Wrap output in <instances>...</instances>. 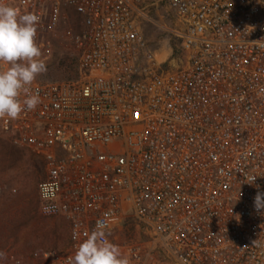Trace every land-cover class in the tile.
I'll return each mask as SVG.
<instances>
[{
  "label": "built area",
  "instance_id": "1",
  "mask_svg": "<svg viewBox=\"0 0 264 264\" xmlns=\"http://www.w3.org/2000/svg\"><path fill=\"white\" fill-rule=\"evenodd\" d=\"M4 3L40 17L46 69L64 53L74 77L35 80L40 104L0 119L43 162L38 214L68 245L1 264H68L98 221L131 264H264V0Z\"/></svg>",
  "mask_w": 264,
  "mask_h": 264
},
{
  "label": "rangeland",
  "instance_id": "2",
  "mask_svg": "<svg viewBox=\"0 0 264 264\" xmlns=\"http://www.w3.org/2000/svg\"><path fill=\"white\" fill-rule=\"evenodd\" d=\"M145 34L151 44L165 47L167 37L160 29L146 26ZM72 77L73 62L59 52L53 65L36 80L46 83ZM43 177L41 160L12 147L0 136V252L5 254L0 264L11 256L31 261L34 253L62 252L68 245L65 222L46 220L38 214L36 186Z\"/></svg>",
  "mask_w": 264,
  "mask_h": 264
},
{
  "label": "clouds",
  "instance_id": "3",
  "mask_svg": "<svg viewBox=\"0 0 264 264\" xmlns=\"http://www.w3.org/2000/svg\"><path fill=\"white\" fill-rule=\"evenodd\" d=\"M39 20L38 15L21 14L19 9L0 0V119L16 120L41 102L38 92H30L37 76L46 72L41 46L36 41ZM255 178L248 183H254ZM254 208L258 213L264 210V193L257 192ZM106 227L98 221L90 233L86 232L68 264H131L117 245L104 239ZM3 258L5 254L0 252V259Z\"/></svg>",
  "mask_w": 264,
  "mask_h": 264
}]
</instances>
